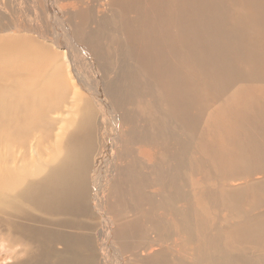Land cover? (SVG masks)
Segmentation results:
<instances>
[{"label": "bare ground", "instance_id": "obj_1", "mask_svg": "<svg viewBox=\"0 0 264 264\" xmlns=\"http://www.w3.org/2000/svg\"><path fill=\"white\" fill-rule=\"evenodd\" d=\"M152 4L160 18L148 0H0L6 264H264V212L224 202L238 198L237 176L264 199V174L247 181L264 158L206 148L197 130L206 93L195 77L197 35L223 17L233 24L222 32L258 31L252 45L264 51V0ZM198 14L210 22L189 26ZM177 24L187 49L174 60ZM234 110L243 130V108ZM223 205L238 219L221 222Z\"/></svg>", "mask_w": 264, "mask_h": 264}, {"label": "rangeland", "instance_id": "obj_2", "mask_svg": "<svg viewBox=\"0 0 264 264\" xmlns=\"http://www.w3.org/2000/svg\"><path fill=\"white\" fill-rule=\"evenodd\" d=\"M148 1L150 14H157L158 12H160L157 10V12L155 13V10L152 9V5L157 4H152L153 0ZM8 4V8L13 10V6H15L13 2L9 1ZM103 7L105 10L106 8H108L105 5ZM165 7L166 6H161V9H164ZM263 8L264 4L261 6V9ZM157 9L160 10V8ZM177 12L178 13H176V19L174 20L182 24L185 21V17L182 13H180V11ZM150 14L149 16H151ZM160 15L161 14H159V17L158 15L156 16L160 18ZM206 19L207 15L198 14L190 17L188 19V23L189 26H191L193 22L200 24L205 21L206 23H209L210 21ZM232 24L233 23L231 21H228L225 17H223L215 21L211 29L202 31L197 35L200 43L202 64L200 65L199 70H196L195 68L197 75L195 77L197 78V80L199 79L198 88L200 89V91L202 90V93H206L205 95H203L206 96V98L202 99V101L199 100L198 107H200L203 103L205 104V106H203L201 109L197 130L199 131L200 139L209 150L213 149V151H216L218 148H225L226 152H228L227 150H230V153L234 151L232 153L233 156H235V153L240 155L243 152L251 155L253 160H255L257 157L262 159L264 157H262V154L258 153V151L262 150V146L264 147V145H262V142H264V122H261V119L264 120V51H262L259 47L252 45L256 42V39L254 38H256V34L258 33V31L256 33V31L253 30L248 35L246 33L244 39H242L241 35H238L237 38L233 36L234 32H222V29L225 26H230ZM179 28L180 24L171 26V37H173L174 35L179 38H183L182 42L180 43L181 46L179 45L178 47H173L171 49L169 57H175L174 60H177V56L176 54H174L176 51L187 49L185 36L181 33L179 34V32L178 34L175 33L177 29L179 30ZM192 35L193 34H189V36L187 37V42L191 41ZM152 36L155 41L157 39L156 34ZM260 38L261 41H264V37ZM237 40L243 42L241 47H239ZM260 44H264V42ZM251 60L254 63L255 69L251 68ZM234 64L236 66H240L238 68H241L244 73L237 72L238 70H234ZM249 67L251 68L250 74ZM202 83L203 85H201ZM205 83L209 86L205 87ZM237 83H240L241 86L240 84H238L237 86ZM238 107L243 108V118L245 117V128L243 130H238L237 124L230 117V115L235 113L234 109ZM222 120H225V122L227 123V127L229 128L226 133L223 131L225 123H220V121ZM201 124L203 125V127ZM206 138H209V140H205ZM235 142H237L236 146L234 145ZM210 156L211 154L204 155L205 158H209ZM255 161H257V159ZM259 167L260 170L249 172V179L247 180L248 182H251L254 177L258 175V177H261L264 174V159ZM236 178L237 179L233 181L234 183H232L238 186L232 190V193L233 195L238 196V200H224V202L237 204V206H240L239 210H244V212H264V205L262 203V200L264 199H259L258 203L254 201L253 195H258L257 190H255L256 187L254 188V186H252L253 184H248V186L245 187V184H243L244 180L240 179V176H237ZM210 184H215V187L219 186L218 181H215L213 179L211 180ZM258 187L259 194L264 196V185H258ZM226 208L230 209L226 205H223L219 208L220 214L218 215V219L221 220V222H225V220L231 221L229 220L231 218L233 219V221L237 220L238 212L235 210V208L232 213H229ZM3 226L4 222L3 225L2 223H0V237L2 238L0 239V255L3 253L5 254V257H3V259L0 261V264H3V261L4 264L8 263L9 261H11V259H9L11 258L10 256H13L11 248H3L4 236L2 237V235L6 234L3 232Z\"/></svg>", "mask_w": 264, "mask_h": 264}]
</instances>
